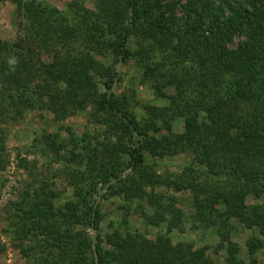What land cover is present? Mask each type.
<instances>
[{"label": "trees", "instance_id": "1", "mask_svg": "<svg viewBox=\"0 0 264 264\" xmlns=\"http://www.w3.org/2000/svg\"><path fill=\"white\" fill-rule=\"evenodd\" d=\"M8 1L22 35L0 40V120L89 108L106 126L100 149L87 142L67 159L85 161L68 172L70 199L57 205V188L34 177L9 201L6 232L24 264H95L94 250L98 264H214L204 246L173 242L185 213L161 187L190 193L191 226L216 227L226 264H257L264 204L246 198L264 195V0H93L94 9L71 0L64 10ZM129 62L164 105L142 104L140 115L131 95L116 93V66ZM2 131L0 171L9 162ZM39 142L64 162L54 135ZM185 151L192 159L178 172H159L150 160ZM107 195L135 201L144 222L165 232L149 238L126 221L102 232ZM232 218L257 229L245 257ZM5 249L0 243V256Z\"/></svg>", "mask_w": 264, "mask_h": 264}, {"label": "rangeland", "instance_id": "2", "mask_svg": "<svg viewBox=\"0 0 264 264\" xmlns=\"http://www.w3.org/2000/svg\"><path fill=\"white\" fill-rule=\"evenodd\" d=\"M60 10L67 8L71 0H44ZM85 6L94 9L93 0H84ZM20 18L16 14L15 5L8 0H0V40L15 41L22 35ZM102 58V57H101ZM113 58L110 51H106L103 58L106 62ZM115 91L117 94L126 92L131 95L136 104L137 112L142 115L141 105L151 103L154 105H164L165 101L155 96L154 90L149 82L142 81L138 74V68L132 62L119 63L116 66ZM90 109L77 111L65 118H57L49 109L28 110L22 119L16 122H6L0 120V129L4 138V149L9 156L6 168L0 171V243L6 249L0 256L1 264H24L25 259L10 244L6 232L8 217V203L16 198L19 189L26 183L35 178L47 179L60 192L57 205L63 204L71 198L72 186L69 183L68 172L72 167H79L85 161L67 160L71 151L82 153L81 146L90 143V146L101 148L100 142L104 141L106 126L99 121H94L90 116ZM174 131L180 132L182 124L180 120L174 123ZM44 134L54 135L60 143V153L64 162H58L44 150L39 142ZM39 144V149L35 147ZM49 155H48V154ZM150 159V158H149ZM192 159L190 151L178 154L166 155L161 158H154L157 163L156 169L159 172H178ZM159 191L174 195L178 200V206L185 213L183 231L174 230L170 232L173 242L185 241L192 243L194 247L204 246L207 254L211 257L214 264H226V252L218 249L219 237L216 227H193L189 217L191 210V196L188 192H174L165 187ZM247 205L264 204V195L259 198L248 196ZM102 214L100 229L102 232L109 231L111 226H120L126 221L124 228L130 231L144 232L149 238H154L157 234L165 232L164 225H148L140 217L136 208V202L125 203L118 196L107 195L106 198L99 200ZM232 240L240 246V255H246V240L252 235H258L256 228H246L237 219L232 218ZM91 232V231H90ZM264 241V236L261 237ZM257 264H264V244L255 254Z\"/></svg>", "mask_w": 264, "mask_h": 264}, {"label": "water", "instance_id": "3", "mask_svg": "<svg viewBox=\"0 0 264 264\" xmlns=\"http://www.w3.org/2000/svg\"><path fill=\"white\" fill-rule=\"evenodd\" d=\"M92 247L94 248V243H92ZM94 259H95V264H98V262H97V254H96L95 250H94Z\"/></svg>", "mask_w": 264, "mask_h": 264}, {"label": "clouds", "instance_id": "4", "mask_svg": "<svg viewBox=\"0 0 264 264\" xmlns=\"http://www.w3.org/2000/svg\"><path fill=\"white\" fill-rule=\"evenodd\" d=\"M15 62L16 61L14 59L9 61L10 64H14Z\"/></svg>", "mask_w": 264, "mask_h": 264}]
</instances>
